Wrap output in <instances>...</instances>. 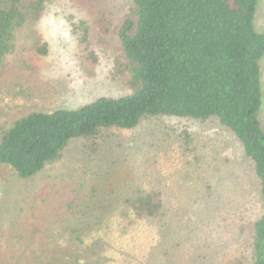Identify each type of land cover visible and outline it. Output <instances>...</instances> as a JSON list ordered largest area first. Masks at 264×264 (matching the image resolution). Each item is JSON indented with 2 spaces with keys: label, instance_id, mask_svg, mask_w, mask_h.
I'll list each match as a JSON object with an SVG mask.
<instances>
[{
  "label": "rangeland",
  "instance_id": "374dc122",
  "mask_svg": "<svg viewBox=\"0 0 264 264\" xmlns=\"http://www.w3.org/2000/svg\"><path fill=\"white\" fill-rule=\"evenodd\" d=\"M131 4L54 0L38 25L20 33L21 46L0 67V127L32 111L77 108L101 96L130 93L117 28ZM256 26L264 31V0ZM33 37L47 43V55L29 48ZM261 67L264 86V58ZM261 115L264 125V106ZM258 183L241 142L215 117L155 116L133 129L105 128L96 136L71 140L61 159L28 179H18L0 162V238H6L0 262L18 229L36 232V238L54 232L75 238L64 230L91 216L93 225V211L100 207L111 216L112 208L122 206L115 200L119 190L125 196L156 190L165 212L162 223L173 231L172 238L160 240L159 253L181 264L198 256L212 264L224 258L226 264H251L250 228L261 214ZM221 195L225 203L216 207ZM69 204L74 214L65 210ZM143 228L137 234L140 246L153 238ZM92 230L80 238L89 242L95 238Z\"/></svg>",
  "mask_w": 264,
  "mask_h": 264
},
{
  "label": "trees",
  "instance_id": "16d2710c",
  "mask_svg": "<svg viewBox=\"0 0 264 264\" xmlns=\"http://www.w3.org/2000/svg\"><path fill=\"white\" fill-rule=\"evenodd\" d=\"M53 2L0 0V67L21 46L20 33L38 25ZM260 2L132 0L117 28L124 54L121 71L127 74L131 92L101 96L77 108L26 113L9 127H0V162L18 179H28L61 159L71 140L96 136L105 128L133 129L155 116L215 117L236 135L254 166L261 214L251 224L249 253L251 264H264V31L256 26ZM27 32L33 35L34 30ZM88 32L85 27L86 37ZM29 48L48 53L47 43L38 37ZM118 193L115 200L122 206L112 208L111 216L100 207L93 211V225L91 216L64 230L75 238H61L55 232L36 238V232L16 230L0 264H181L159 253L160 240L173 235L162 223L159 193ZM224 203L221 195L213 205ZM72 206L65 210L74 214ZM226 225L225 221L220 226ZM142 227L154 238L145 246L137 238ZM92 229L95 238L89 242L80 238L84 230ZM4 239L0 238L2 248ZM191 263L213 262L198 256L187 264Z\"/></svg>",
  "mask_w": 264,
  "mask_h": 264
}]
</instances>
